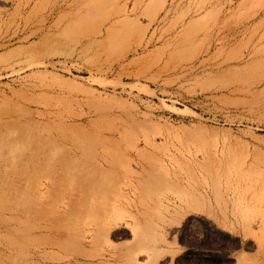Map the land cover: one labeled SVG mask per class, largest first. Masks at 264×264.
I'll return each mask as SVG.
<instances>
[{"label": "rangeland", "instance_id": "1", "mask_svg": "<svg viewBox=\"0 0 264 264\" xmlns=\"http://www.w3.org/2000/svg\"><path fill=\"white\" fill-rule=\"evenodd\" d=\"M264 0H0V264H264Z\"/></svg>", "mask_w": 264, "mask_h": 264}, {"label": "bare ground", "instance_id": "2", "mask_svg": "<svg viewBox=\"0 0 264 264\" xmlns=\"http://www.w3.org/2000/svg\"><path fill=\"white\" fill-rule=\"evenodd\" d=\"M264 244V243H263Z\"/></svg>", "mask_w": 264, "mask_h": 264}]
</instances>
